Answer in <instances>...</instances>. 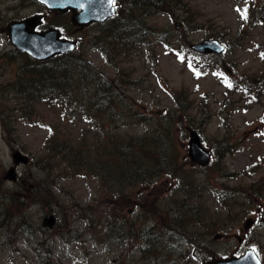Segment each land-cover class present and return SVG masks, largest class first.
I'll return each mask as SVG.
<instances>
[{
    "label": "rangeland",
    "instance_id": "1",
    "mask_svg": "<svg viewBox=\"0 0 264 264\" xmlns=\"http://www.w3.org/2000/svg\"><path fill=\"white\" fill-rule=\"evenodd\" d=\"M166 1L171 12L147 7L136 15L164 33L176 54L155 39L135 46L123 63L119 64L120 58L111 65L91 43L105 31L104 25L77 31L69 13L52 14L34 0H0V264H45L49 253L54 264H207L213 258L242 256L250 249L264 261V199L250 204L242 194L231 191L257 184L264 195V90L253 87L251 97L242 91L231 92L224 83L225 74L241 87L248 81L254 85L264 82V22L254 21L264 0H185L188 7L183 9L178 0ZM117 5V14L133 9L129 0H118ZM39 14L45 16L41 30L57 27L66 38L78 41L72 53L75 57L68 61L81 57L98 67L118 81L122 94L117 100L121 113L116 111L106 122L83 114L82 121L71 124L73 134L82 132L92 141L121 135L146 152L164 156L174 152L198 196L176 186L168 174L152 173L150 186L131 187L130 177H121L118 171L117 177L115 171L107 172L111 177L77 172L51 157L44 144L56 131L63 110L38 104L36 111L45 127L29 125L15 89L21 87L24 68L32 66L31 58L13 49L6 32L10 23ZM209 39L222 41L228 50L223 56H213L219 71L198 76L180 54ZM127 80L132 83L128 85ZM192 130L201 134L212 152L222 140L230 146L232 152L216 150L219 156L211 164L212 175L189 158ZM16 150L30 162L18 169L20 181L12 184L3 178L13 166ZM141 160L144 163L142 156ZM222 173L226 178L219 179ZM42 180H48L58 204L44 207L20 195L26 193L24 185ZM139 192L142 196L137 199ZM12 196L20 198L21 208L13 205ZM120 196H129L137 206L123 213L114 211L108 201ZM148 196L157 200L163 216L182 224L193 240L213 253L207 255L184 243L172 247L169 254L164 251L158 263L143 261L145 246L137 233L163 228L141 206ZM9 209L16 211L11 226L6 217ZM52 212L62 227L49 234L42 223ZM251 218L255 225L246 231Z\"/></svg>",
    "mask_w": 264,
    "mask_h": 264
},
{
    "label": "trees",
    "instance_id": "2",
    "mask_svg": "<svg viewBox=\"0 0 264 264\" xmlns=\"http://www.w3.org/2000/svg\"><path fill=\"white\" fill-rule=\"evenodd\" d=\"M184 1L178 0L176 3H181L183 9L188 7ZM129 2L132 3L133 9L127 14L121 13L111 23L104 25L106 29L102 32V35L91 42L104 56L105 60L113 65L116 60L121 58L119 61V64H121L125 61V58H129L132 55V49L135 46L155 39L158 43L166 45L169 52L176 54L175 47L167 42L164 33L150 27L146 23L145 17L136 15L139 10H145L147 7L159 11L170 10L171 12V4L166 0H129ZM192 10L193 8H190V11ZM254 21L257 23L264 22V5L258 10ZM73 57H75L73 54H69L57 57L47 63L30 60L32 66L24 68V80L18 83L21 87L15 89L16 94L20 96L22 101V114L29 125L33 127L34 125L45 127L43 120L39 118V114L36 111L38 104L41 106L45 105L50 109L61 108L63 110L62 118L57 125L56 131L44 144V148L48 150L51 157L61 159L63 164L69 166L68 169L77 172L91 171L98 175L111 177L107 172L115 171L114 176L117 177L118 171L121 177H130L129 183L131 187L138 184L150 186L153 180L152 173L168 174L176 186L181 187L183 191L198 196L193 189L194 184L186 179L187 176L183 171L182 165L177 164L179 157L174 152L166 156L159 155L151 150L146 152L147 149L145 147L133 144L129 139L121 135L116 138H107L106 141L102 140V138L92 141L88 140V137L82 132L79 136L73 134L75 130L71 127V124L76 123V121H82L83 114L85 116L93 115L98 118V121L106 122L116 111L121 113V106L117 103V100L122 95L118 93L117 80L108 78L98 67L90 66L89 62L81 57H77L75 61H68L69 58ZM180 59H186L190 65L188 67L192 68L198 76L220 70V66H217V61L214 60L213 56L197 54L189 48L180 54ZM225 76L224 83L231 92L242 91L252 97L253 87L264 90V82L261 85H254L251 81H248L245 86L241 87L233 82L229 75L225 74ZM126 83H132V81L127 80ZM254 98L257 100L259 96L255 95ZM175 99L178 101L176 96ZM255 100L250 102L255 103ZM116 117L113 116L112 121H116ZM33 119H38L40 122H35ZM67 121L70 122L68 123ZM3 127L8 128L5 123ZM216 144L212 149L214 153L212 163L219 156L216 150L223 153L232 152L226 139ZM141 156L144 158V163H142ZM207 168L209 170H202L212 175L211 165ZM218 178L222 179L226 178V176L222 173ZM23 187L26 191L25 194H20L23 198L31 197L34 202L44 207L58 204L56 197L51 191L52 188L48 185V180H42L30 185L26 184ZM231 191L236 194H242L250 204H252V201L259 202L264 199L262 188L257 184L239 191ZM139 194L135 196L137 199L142 196ZM12 200H14L13 205L19 208L23 205L18 196L13 197ZM108 202L114 207V211L119 209L120 212L137 206L135 200H131L129 196L109 199ZM141 206L156 217L163 227L152 230L141 229L137 233V238L145 246L143 249V261L150 259L154 263H158L162 261L164 251L169 254L172 247L184 243L192 244L196 250H200L207 255L213 253L210 248L201 245V242L193 240L182 224L177 223L175 219H173L174 223H172L168 216H163L155 198L146 197ZM15 212L9 209L6 213L10 226L15 220L13 216ZM61 227L62 223H60L58 228ZM9 231L11 232V228H9ZM46 232L49 234L55 233V231ZM172 241H176L177 244L173 246ZM42 246L47 248L44 243H42ZM52 257V253H49L45 256L44 263L54 264Z\"/></svg>",
    "mask_w": 264,
    "mask_h": 264
},
{
    "label": "water",
    "instance_id": "3",
    "mask_svg": "<svg viewBox=\"0 0 264 264\" xmlns=\"http://www.w3.org/2000/svg\"><path fill=\"white\" fill-rule=\"evenodd\" d=\"M49 10L60 13L73 11L72 23L74 26L84 29L95 23H105L116 16L115 7L110 0H35ZM83 13H77L78 11ZM42 16H34L23 21L10 23L7 34L11 45L19 52L30 56L33 60L44 62L59 55L75 51L77 43L62 40L58 30L50 29L45 32H37L42 23ZM191 49L203 55H223L226 47L218 40H206L192 45ZM189 156L192 162L200 167H207L212 159V153L204 146L201 136L197 131H191L189 141ZM15 167L7 173L5 180L16 183L18 181L17 167L29 164L30 159L20 151L13 154ZM58 223L55 215L44 219L43 226L53 229ZM255 225L253 219L245 224L249 230ZM209 264H263L254 250H249L241 257L214 259Z\"/></svg>",
    "mask_w": 264,
    "mask_h": 264
},
{
    "label": "flooded vegetation",
    "instance_id": "4",
    "mask_svg": "<svg viewBox=\"0 0 264 264\" xmlns=\"http://www.w3.org/2000/svg\"><path fill=\"white\" fill-rule=\"evenodd\" d=\"M117 1H118V0H115V4H116V6H118V5H117ZM52 14H55V13H52ZM55 15H59V14H55ZM62 16H65V15H62ZM75 29H76L77 31H80V30L77 29V28H75Z\"/></svg>",
    "mask_w": 264,
    "mask_h": 264
},
{
    "label": "snow or ice",
    "instance_id": "5",
    "mask_svg": "<svg viewBox=\"0 0 264 264\" xmlns=\"http://www.w3.org/2000/svg\"><path fill=\"white\" fill-rule=\"evenodd\" d=\"M110 2H111L112 4H115V0H110Z\"/></svg>",
    "mask_w": 264,
    "mask_h": 264
}]
</instances>
